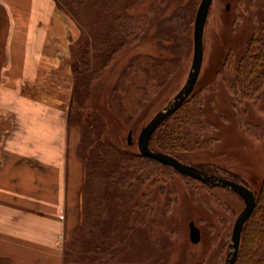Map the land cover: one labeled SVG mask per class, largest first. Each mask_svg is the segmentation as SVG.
Instances as JSON below:
<instances>
[{
	"label": "rangeland",
	"instance_id": "1",
	"mask_svg": "<svg viewBox=\"0 0 264 264\" xmlns=\"http://www.w3.org/2000/svg\"><path fill=\"white\" fill-rule=\"evenodd\" d=\"M200 1L171 0L159 21L163 22L191 2L195 3L198 9ZM185 11H188V8ZM194 21L195 19L185 32L183 42L178 41L171 25L165 23L159 25L157 22L139 44L124 47L119 51L93 82L87 104L90 108L99 109L105 117L106 136L110 140L131 150H139L137 141L141 129L157 111L173 100L189 75L194 51ZM79 27L81 40L84 33L81 26ZM90 28L91 25L84 23L83 31ZM9 32L6 9L0 4V89L5 79L3 69L6 63ZM253 38L264 39V0H213L205 27L204 60L197 82V88L205 90L207 103L208 127L202 135L206 142L203 148L181 155L191 164L203 165L211 173L219 176L244 181L256 190L264 174V88L257 99H246L241 112H237L234 109L236 106L234 98L225 84L226 78H231V74L223 68L227 56L242 55ZM79 40L73 45L69 59L72 77L71 63L81 44L82 40ZM177 45H181V48L178 49ZM141 54L162 58L180 57V61L162 86L158 87L155 82V93L142 108L137 109L133 104H127L128 111L122 112L111 103V92L120 84L122 72ZM221 69L224 73L216 74ZM133 78L136 85H145L151 81L145 68L136 71ZM31 94H34L33 100L41 101L37 93ZM71 95L65 104L68 108ZM76 141L75 136L69 143L71 170L79 175L83 171L84 180L83 163L77 161L78 166L75 167L73 160V154H77L80 135L79 141L77 143ZM160 181H165L169 188L173 186V192L170 194L163 192L155 198L152 197L158 199L154 204L155 208L152 211H139V216L137 213V220L134 221L128 237L122 244L118 243L114 247L117 261L114 259L112 262L224 264L235 219L245 205L243 198L231 189L208 186L175 170L161 177ZM134 200L140 201L141 204L147 202L146 198H144L146 202L142 201L141 195H136ZM106 207L111 208L113 213L115 203H108ZM192 220L201 230L199 243H193L189 236V224ZM102 255L105 256L107 253ZM3 263L8 264L5 260Z\"/></svg>",
	"mask_w": 264,
	"mask_h": 264
},
{
	"label": "trees",
	"instance_id": "2",
	"mask_svg": "<svg viewBox=\"0 0 264 264\" xmlns=\"http://www.w3.org/2000/svg\"><path fill=\"white\" fill-rule=\"evenodd\" d=\"M170 1L55 0L57 6L72 17L84 33L81 35L83 43L78 39L81 44L71 63L74 78L67 122L69 127H75L80 132L77 155L83 163L85 178L81 186L79 223L70 232L64 246V261L67 264L119 263L112 262L114 259L117 261L114 247L128 237L137 220V213L139 216V211H152L158 201L153 199L155 196L173 192V186L169 188L165 181L160 180L175 169L144 156L139 150H131L110 140L106 136L105 117L99 109L90 108L87 104L93 82L119 51L145 39L149 29L169 7ZM186 8L188 11H185ZM183 9L158 22L159 25H171L179 42L185 40V32L198 10L193 2ZM86 22L91 28L84 32ZM177 48L180 49L181 45ZM179 58L149 54L136 56L122 72L120 84L111 92L113 106L122 112L128 111L127 104L142 108L155 93V82L158 87L162 86L174 72ZM224 64L223 68L231 74L225 84L234 98L236 106L233 104V107L241 112L245 100L257 99L264 88V39H251L242 55L235 57L230 54ZM140 68L147 69L151 80L145 85L134 82L133 75ZM222 69L216 74L224 73ZM207 127L205 90L196 85L182 106L154 132L150 147L189 163L182 155L204 147L206 140L202 135ZM197 166L211 172L203 165ZM241 182L250 187L248 183ZM254 191L257 204L245 224L235 264H264V174ZM136 195H141L142 201L146 198L147 202L141 204L134 200ZM111 202L115 203L113 213L111 208L106 207ZM4 260L7 261L0 259V264H4Z\"/></svg>",
	"mask_w": 264,
	"mask_h": 264
},
{
	"label": "crops",
	"instance_id": "3",
	"mask_svg": "<svg viewBox=\"0 0 264 264\" xmlns=\"http://www.w3.org/2000/svg\"><path fill=\"white\" fill-rule=\"evenodd\" d=\"M0 4L10 29L0 89V259L67 264L64 246L79 223L83 181V171L71 170L69 143L80 134L69 127L65 105L80 27L55 0ZM73 160L81 164L76 153Z\"/></svg>",
	"mask_w": 264,
	"mask_h": 264
},
{
	"label": "water",
	"instance_id": "4",
	"mask_svg": "<svg viewBox=\"0 0 264 264\" xmlns=\"http://www.w3.org/2000/svg\"><path fill=\"white\" fill-rule=\"evenodd\" d=\"M212 2L213 0H201L196 13L193 31V60L186 82L176 93L173 100H171L164 108L157 111L156 114L146 123V125L143 126L140 131L137 144L139 151L144 156L156 159L171 166L177 172L199 180L209 186H220L231 189L243 198L245 206L236 217L232 230L231 242L229 243L227 257L224 262V264H235L238 259L245 224L257 204L255 191L244 183L210 173L195 165L185 163L170 153L154 150L150 147V139L154 132L182 106L195 89L204 60V33ZM129 143H132L131 133L129 135ZM189 235L193 243L200 242L201 230L196 225L195 221L190 222Z\"/></svg>",
	"mask_w": 264,
	"mask_h": 264
}]
</instances>
